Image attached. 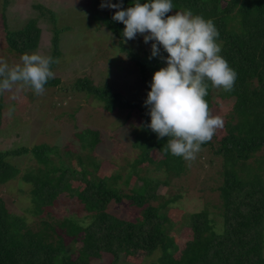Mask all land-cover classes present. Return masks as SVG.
<instances>
[{"label": "rangeland", "instance_id": "374dc122", "mask_svg": "<svg viewBox=\"0 0 264 264\" xmlns=\"http://www.w3.org/2000/svg\"><path fill=\"white\" fill-rule=\"evenodd\" d=\"M102 2L104 0H0V58L10 65L19 63L23 54L8 46L6 34L15 32L28 19L38 30L34 49L27 50L29 54L38 52L52 56L51 34L53 30L61 31L58 44L60 55L56 58L59 63L53 67L55 76L60 80L59 86L45 87V93L39 96L31 88L19 85L0 93V151L43 144L55 149V154L49 153L48 156L52 165L60 164L75 170L79 168V161L90 157L99 165L95 176H119L115 186L123 193H128L129 186L146 189L151 196L148 205L159 207L158 212L165 217L162 229L173 238L178 248L174 258H177L179 250L191 238L187 215L204 212L210 222V231H220L223 226L217 190L222 183L221 157L209 148H202L195 160H184L183 168L177 174L167 172L164 164L159 162L162 160L159 153L152 150L149 153L151 161L131 168L138 155V151L131 146V131L141 123L137 111L120 109L107 113L99 102L85 97L83 92L72 90L75 79L85 77L94 86L107 82L128 102L144 105L147 99L138 70L122 52L117 37L101 21L104 15L115 14V9L101 8ZM225 2L222 0L221 4L225 5ZM37 5L43 12L47 10L55 14L54 21L46 13L37 11L34 8ZM118 27L124 30L122 23ZM121 43L124 49L139 57L151 55L153 42L145 44L139 34L134 40H126L122 35ZM160 51L166 58L168 54L162 48ZM159 65V69L166 67L163 60ZM218 92L217 88L213 89L209 109L212 115L222 117L224 124L210 141L214 148V142L225 134V123L237 121L232 110L233 99L222 98ZM253 156L261 159L255 173L264 180V148L251 156L249 162L252 166ZM6 161L15 165L21 174L40 166L30 153L15 157L8 155ZM79 185L77 181L72 187ZM29 190V184L16 179L0 186V196L9 212L27 220V229L36 234L41 243L53 246L59 240L63 244L65 242V251L69 248L70 257L75 258L82 246L81 239L87 234L83 229L91 224L94 214L65 194H59L53 204L41 213L33 214ZM106 212L109 220L136 223L140 222L142 208L122 199L118 204L109 203ZM259 229L264 234V215ZM100 236L98 230L94 236L96 243ZM157 258L158 252L144 254L136 251L130 256L120 255L117 262H110V256L101 253L90 263L155 264Z\"/></svg>", "mask_w": 264, "mask_h": 264}, {"label": "trees", "instance_id": "16d2710c", "mask_svg": "<svg viewBox=\"0 0 264 264\" xmlns=\"http://www.w3.org/2000/svg\"><path fill=\"white\" fill-rule=\"evenodd\" d=\"M111 1L114 4L121 2ZM140 2L145 3L147 0ZM221 2L172 0L173 12L188 9L194 15L214 21L219 31L217 42L221 43L220 55L237 73L233 90L217 88L222 98L233 99L232 110L237 121L225 123V134L214 142L215 148L210 142L201 146V149L212 150L222 161V183L217 189L219 216L223 221L221 230H209L210 222L204 212L187 215L191 238L179 250L178 257L174 258L178 248L173 238L163 232L165 217L158 212L159 207L148 205L151 196L146 189L129 186L128 193H123L115 186L119 176H95L99 165L90 157L79 161V168L75 170L60 164L52 165L48 156L49 153L55 154V149L39 144L31 148L0 151V186L16 179L29 184L33 214L41 213L45 207L53 204L59 194H65L76 199L84 210L94 216L91 224L83 229L87 234L81 239L79 253L72 258L69 248L65 251V242L64 245L59 240L53 246L41 243L37 235L27 229V220L9 212L0 196V264H91L90 260L99 258L101 253L108 254L110 262H117L120 255L130 256L136 251L144 254L158 252L155 264H264V234L259 229L264 215V180L255 173L261 159L253 156V166L249 162L254 153L264 148V0H226L225 5ZM122 4L130 7L133 0H122ZM34 8L42 14L46 13L54 21L56 15L51 11L43 12L38 5ZM113 15H104L101 21L119 40L117 44L121 45L128 61L138 70L139 80L148 93L151 79L159 69L161 60L149 59L150 55L146 54L139 57L124 49L121 43L123 30L118 27L121 23L114 21ZM59 33L61 31L53 30L51 34L52 57L55 59L60 55ZM37 34L33 21L28 19L15 32L6 34V41L16 53L24 54L34 49ZM54 65L51 66L52 70ZM59 84L60 80L55 76L45 87H58ZM72 88L99 102L107 113L120 109L137 111L141 123L131 131V146L138 151V155L131 168L151 161L149 153L155 150L167 172L178 174L182 170L184 159L166 150L168 138L158 139L147 127L151 118L144 105L128 102L118 91H113L107 82L94 86L87 78L79 77ZM213 89L216 88L209 84L205 97L209 106ZM87 131L98 135L97 132ZM26 153L32 154L40 166L21 174L6 158L8 155L15 157ZM77 181L80 185L73 188L72 184ZM122 199L142 208L140 222L108 219V204H118ZM98 230L101 236L96 243L94 236Z\"/></svg>", "mask_w": 264, "mask_h": 264}, {"label": "clouds", "instance_id": "9594fccd", "mask_svg": "<svg viewBox=\"0 0 264 264\" xmlns=\"http://www.w3.org/2000/svg\"><path fill=\"white\" fill-rule=\"evenodd\" d=\"M100 6L115 9L112 19L124 25L126 40L139 34L145 44L153 42L149 59L159 57L167 66L153 74L149 85L144 101L151 118L147 127L158 139L168 138L166 150L171 155L195 160L201 146L224 124L222 117L212 115L205 99L209 84L231 91L237 79L236 71L220 55L214 21L188 9L167 15L173 12L172 0H133L126 9L122 0L115 4L104 0ZM161 48L168 54L166 58ZM57 63L58 59L38 52H26L12 65L0 58V93L19 85L43 95L45 85L55 77L51 66Z\"/></svg>", "mask_w": 264, "mask_h": 264}]
</instances>
